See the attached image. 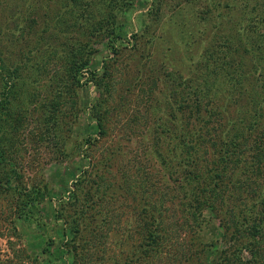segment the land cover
<instances>
[{
    "label": "rangeland",
    "instance_id": "obj_1",
    "mask_svg": "<svg viewBox=\"0 0 264 264\" xmlns=\"http://www.w3.org/2000/svg\"><path fill=\"white\" fill-rule=\"evenodd\" d=\"M244 1L134 0L126 19H121L123 32L113 42L116 50H110L104 38L97 41L93 38L88 42L87 68L82 69V75L79 76L81 86L72 85L76 90L77 103L74 106L66 105L69 113L64 120L71 121L70 125L66 130L61 128L56 131L50 126L46 129L45 124H39L40 127L36 128L35 120L42 117L43 111H31V105L35 102L31 100L28 103V100L34 91L49 98L52 91H56L54 85L47 80L43 83L35 80L47 70L48 78L65 65L64 55L56 53L59 56L56 57L47 54L53 47L59 49L54 41L48 40L55 17L50 12L57 9V6L63 9L62 5L67 0H0V66L4 64L9 69L16 67L18 72L12 87L16 98L9 109L11 123L9 122L8 142L4 148L8 158L13 159L16 168L19 167L26 189L32 182L40 187L36 201L31 206L29 222L24 218L28 204L25 206V214L17 218L14 211L15 200L9 192L0 189V264H66L70 261L69 253L59 256L61 250L55 247L61 245L65 249L71 241L72 232L54 214L59 211L63 215H72L70 212L73 205L65 202L72 181L87 166L83 142L85 136L96 135L94 117L91 116L95 111L91 106L96 98L105 99L103 106H107V112L103 113L101 109V113L105 114L106 123L112 124L107 125L109 130L105 139L89 151L93 160H101L98 164L102 171L101 180L104 185H108V195L100 201V208L108 211L107 224L97 229L103 234L102 261L104 264H123L122 260L127 259L130 245L136 241L133 236L136 234L135 230L144 229V226L152 229L161 224L166 228L176 229L172 225H176L175 219L180 213L177 207L181 191L177 181L172 178L175 175L182 177L179 176L182 174L176 172L179 165L170 166L167 158L175 157V152L168 148L177 134L188 139V131L195 132L200 121L205 120L208 124L206 136L222 137L224 132L219 127H223L226 122L237 128L250 123L249 115L256 110L259 109L264 114V51L256 57H251L247 50L244 53L241 43L248 39L242 40L241 36L238 39L239 33L235 32L234 25L241 16L239 3ZM45 3L47 7L49 3L47 15L42 11ZM176 4L185 7L188 23H194L193 25L185 27V23L182 28L175 27L171 15ZM206 4L210 7H206ZM202 6L207 8L205 19L202 18L205 9ZM155 7L159 11H153ZM30 18L33 22L29 21ZM46 19H50V22L45 30ZM187 32L190 34L187 35ZM185 33L193 39L192 45L188 47L182 41L186 38ZM37 38L40 39V44L35 45ZM119 42L124 47L119 48ZM66 43L73 45L75 39L70 38ZM36 47L40 51L34 53ZM211 50L220 55L212 56ZM226 58L232 61L229 67L223 66ZM211 60L215 61L210 63ZM103 70L106 74L102 77ZM153 70L157 72L158 80H154L155 74L150 75ZM91 71L94 75L90 74ZM167 72L171 73L170 78L166 75ZM178 76L191 78L180 83L186 86L181 87L177 93L171 89L178 83ZM108 87L111 97L105 94ZM141 87L150 90L145 93L138 91ZM184 96L188 99V104L181 106L178 101ZM172 104L173 110L170 108ZM59 105L65 107L64 104ZM45 106L44 110H51L55 105L47 100ZM172 113L174 117H171V121L164 119L159 124L164 116L169 117ZM181 113L186 123H175ZM130 124L138 131L129 135L125 128ZM166 127L168 130L165 131ZM202 129L198 132H202ZM248 137L258 145H262V142L264 144V119ZM103 145H107L109 151L106 159ZM140 149L144 153L138 155ZM255 154L260 153L255 150L237 158L231 180L242 177L249 182L264 179V175H255L258 163L263 162L261 157L257 161ZM161 159L165 160L166 166L160 164ZM138 169L148 171L151 182L145 179V186H149L147 191L153 189L148 199L144 200V206L142 199L132 191L134 186L130 188L131 184L129 185ZM260 170L264 171L260 168L257 172ZM120 171H124L123 176ZM168 171H173V175ZM167 175L170 178L168 190L166 189L168 193L163 199L172 198L174 202H161L167 209L162 213L161 220L156 222L153 219L154 206L159 201L157 193L153 191L159 185L166 184L163 179ZM181 182L184 180L180 179ZM224 183L230 184L229 180ZM24 201H28L27 197ZM148 204L150 209L146 208ZM221 214V211L213 214L208 209L202 212L199 223L204 233L203 242H206L207 247H196L199 255L208 254L211 243L218 248L229 245L230 241L220 236L221 224L218 219ZM85 219L90 220L88 216ZM125 229H132L135 234L127 239ZM49 238H52L54 244L46 245L50 252L41 254L42 240L47 242ZM94 247L95 245H88L91 252L81 253L76 264H96L95 257L99 252ZM242 253L244 257L248 256L246 252ZM32 258L35 262L31 261ZM196 259L192 257L187 264H201V259ZM149 264L159 263L154 257Z\"/></svg>",
    "mask_w": 264,
    "mask_h": 264
},
{
    "label": "trees",
    "instance_id": "obj_2",
    "mask_svg": "<svg viewBox=\"0 0 264 264\" xmlns=\"http://www.w3.org/2000/svg\"><path fill=\"white\" fill-rule=\"evenodd\" d=\"M133 2L134 0H67L62 5L63 9L57 6V9L50 12L55 17L52 21V30L48 34V40L54 41L59 49L53 47L51 50V45H49L50 51L47 56L59 57L64 55L66 62L60 71H56L55 74L51 73L50 77L46 78L48 76L46 74L49 72L47 70L45 74L38 75L35 80L37 83H43L45 82L44 80H47L56 88V91H52L50 98L39 92L34 91L31 93L32 97L28 100V103L31 100L35 102L31 105V111L35 112L37 109H40L38 111L41 113L43 111L42 119L35 117L36 128L40 127L39 124H45L46 129H48V126L56 131L61 128L68 129L71 121L64 120L67 113H69L66 105L74 106L77 103L76 90L72 88V85L81 86L79 76L82 75V69L87 68L88 51H86V46L88 42L93 40V38L96 41L104 38L106 39V46H109L110 50H116L117 47H115L113 42L123 32L121 19H126L127 12ZM239 6L241 7L239 9L241 16L238 23L234 25L235 32L239 33L238 39L240 36L243 37L242 40L248 39V41L245 40L241 43L243 47L241 50L244 53L247 50V52H250L251 57L252 55L256 57L264 51V0H245L243 3H239ZM42 7L43 14L47 15L49 3L48 7L47 3L42 5ZM206 7L209 8V4H206ZM153 11H159V9L155 7ZM204 14H207V8L202 12V18L205 19ZM171 16L176 28H182L185 23V27L189 26V24H194L188 23L189 19L186 17L185 7L181 4L174 5ZM30 20L33 22L31 18ZM49 22L50 19H46L44 22L45 30ZM188 34L190 32H187ZM187 35L186 38L182 39L185 47L193 43V39L191 40ZM70 38L75 39V44L66 43ZM39 41L40 39L37 38L35 45H38ZM45 43L48 44L49 42ZM118 44L119 48L124 47L121 42ZM223 46L224 43L220 50H222ZM39 49V47H36L34 53L39 52ZM211 52H213L212 56L214 54L220 55L215 50H211ZM214 61L211 60L210 63ZM231 64L232 61L226 58L223 66L229 67ZM17 73L16 67L9 69L7 65L3 64L0 66V147H2L0 149V189L9 192L15 200L14 211L16 217L21 218L27 211V215L24 218L28 219L29 222L31 219V206L36 201L40 187L32 182L28 185V190L26 189L27 187L22 182V174L18 170L19 167L16 168L13 159L8 158V153L4 148L5 143L7 144L8 142L9 109L12 107V101L16 98L12 87L14 86V79L17 78ZM90 74L94 75V72L91 71ZM104 74H106L105 70L102 71V77ZM154 74V80H158V74L153 70L150 75L154 76ZM166 75H169L170 78L171 73L167 72ZM190 78V76H178V83L171 90L178 93L181 87L186 86L180 83ZM160 80H163V78H160ZM142 88L138 89V91L145 93L150 90ZM105 92L106 96L111 97L109 87ZM179 99L178 102L181 106L188 104V99L185 96ZM47 100H50V103L55 105L51 110H44ZM104 102L105 99L103 100V97L96 98L91 106L92 109H95L91 116L94 117L96 135H87L84 138L83 144L86 152L83 154L87 159V166L82 168L72 181L69 196L65 202L73 205V209L70 212L72 215H63L59 211L54 214L55 218L65 222V226L72 232L71 241L66 245L65 249L61 245L55 247L57 250H61L59 256L70 254V261L66 264H76L81 253H90L91 249L87 248L88 245H95L94 248L99 252V255L95 257L97 258L96 264H104L101 256L103 251L101 238L103 234L99 233L97 229L107 224L108 211L106 208H100V201H103L108 195V185H104L101 180L102 171L98 165L101 160H93L91 153H89L99 142L103 141L102 139H105L109 130L108 126L112 125L111 123H106L107 120L105 121L106 117L103 113L107 112V106L105 104L103 106ZM59 104H64L65 107ZM170 108L171 110L174 109L173 104ZM101 109L102 112L104 111L103 113H101ZM175 110L179 109L175 108ZM246 113L248 114V112ZM172 116L174 117L173 113L169 117L164 116L159 124L164 122V119L171 121ZM249 116L251 122L246 125L233 128L226 122L223 127H219L224 132L222 137L206 136L208 124L205 120L200 121V125L195 129V132L188 131V139L183 138L182 134H177L174 141H172L173 143L169 145V148L167 147L170 151L175 152V157L167 158L170 166L179 165L176 172L182 174L179 175L182 177L175 175L172 178L173 181H177V186L181 191L177 207L180 209V213L175 219L176 225H172L176 229H169V227L166 228L161 224L152 229L144 226V229L135 230L136 234L132 229H125L127 236H124L129 239L132 234H135L133 236H135L136 241L130 245L127 259L122 260L123 264H131L133 262L149 264L154 257H156L159 264H187V261L191 260L192 257L197 258L196 260L201 259V264H264V179L249 182L245 180V177L232 180L230 178L234 172L237 158L244 154L249 155L255 150L260 154H255L254 157H257V161L261 157L263 161L258 163L257 169L255 168V175H264V171L260 170L257 172L260 168L264 169V144L262 142V145H258L249 140L248 137L251 132L255 131L258 123L264 119V114L258 109ZM180 121L186 123L183 114L181 117L176 118L175 123ZM201 128H203L202 132L199 133L198 131ZM125 129V132L129 133V135L138 131L131 124ZM164 130H168V127ZM214 134L216 133L214 132ZM102 148L106 154L104 156L106 159L109 157L108 147L103 145ZM142 153L144 152L140 149L137 154L140 155ZM162 163L166 166L164 159H161L160 164ZM172 172L168 171L170 175H173ZM120 174L123 176L124 171H120ZM159 176L162 177V174ZM149 177L147 170L138 169L129 183V185L131 184L130 188L134 186L132 191L137 194L139 199H142L143 206L144 200L148 199L149 194L153 190L147 191L149 186H145L147 179L151 182ZM169 179L168 175L165 176L163 180L166 184L164 186L159 185L153 191L157 193L159 201H156L158 203L154 206L153 219L156 222L161 220L162 213L167 209L166 205L161 202L164 200L171 203L174 202L172 198L163 199L164 195L168 193L167 184ZM180 179H183L184 182L180 183ZM227 180L230 183L228 185L224 183ZM114 194L117 195V193ZM26 197L27 202L24 201ZM26 204H28V210L25 209ZM146 208L150 209L151 207L148 204ZM207 209L210 212L212 211L213 214H218L221 211L222 214L218 219L219 224H221L220 236L222 239L230 241V243L225 248H218L216 247L217 245L211 243L209 253L201 256L197 248H204L207 245L206 242H203L204 233L200 229L199 219L202 217V212ZM85 216H88L90 220L87 221ZM179 227L181 229H178ZM196 230L199 233L196 234ZM119 241L120 238L118 239ZM42 242L43 244L40 246L41 254L49 253V248L46 245L54 244L52 238H49L47 242L43 240ZM193 242L194 245H192ZM196 243L197 245H195ZM242 252H246L248 256L244 257ZM31 261L35 262L34 259Z\"/></svg>",
    "mask_w": 264,
    "mask_h": 264
}]
</instances>
